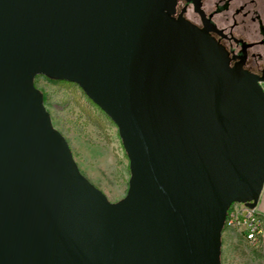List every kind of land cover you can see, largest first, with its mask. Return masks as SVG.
I'll return each mask as SVG.
<instances>
[{"label":"water","instance_id":"obj_1","mask_svg":"<svg viewBox=\"0 0 264 264\" xmlns=\"http://www.w3.org/2000/svg\"><path fill=\"white\" fill-rule=\"evenodd\" d=\"M177 3L0 0V264H222L230 207L264 188V75ZM37 75L118 126L123 199L82 173Z\"/></svg>","mask_w":264,"mask_h":264},{"label":"rangeland","instance_id":"obj_2","mask_svg":"<svg viewBox=\"0 0 264 264\" xmlns=\"http://www.w3.org/2000/svg\"><path fill=\"white\" fill-rule=\"evenodd\" d=\"M188 16H196L190 8ZM256 24L241 33L257 31ZM264 60V47H258ZM36 86L43 92L45 105L54 126L66 137L82 173L117 202L129 189L130 160L123 146L119 128L100 108L95 106L77 84L52 81L37 75ZM264 87V86H263ZM241 209V204H236ZM244 227L225 225L222 232V264H264V234L258 244L243 234Z\"/></svg>","mask_w":264,"mask_h":264},{"label":"flooded vegetation","instance_id":"obj_3","mask_svg":"<svg viewBox=\"0 0 264 264\" xmlns=\"http://www.w3.org/2000/svg\"><path fill=\"white\" fill-rule=\"evenodd\" d=\"M197 5L204 14L197 10ZM261 6L264 7V0H178L174 17L177 18L181 14L200 28L207 27L209 33L228 50L232 65L241 61L246 50L244 68L263 76V56L260 50H256L258 47H264V25L256 22ZM190 8L196 16L195 20L188 16ZM250 24L257 25L256 32L238 31L240 28L249 30ZM256 218L262 222L264 228V219L259 212Z\"/></svg>","mask_w":264,"mask_h":264},{"label":"built area","instance_id":"obj_4","mask_svg":"<svg viewBox=\"0 0 264 264\" xmlns=\"http://www.w3.org/2000/svg\"><path fill=\"white\" fill-rule=\"evenodd\" d=\"M236 204L238 203H234L230 207L226 221H231L233 226L243 225L246 238L252 240L254 244H258L264 234V228L260 221L252 217V209L256 208H250L243 203H239L243 208L238 209L235 207ZM262 248L264 249V245H262Z\"/></svg>","mask_w":264,"mask_h":264},{"label":"crops","instance_id":"obj_5","mask_svg":"<svg viewBox=\"0 0 264 264\" xmlns=\"http://www.w3.org/2000/svg\"><path fill=\"white\" fill-rule=\"evenodd\" d=\"M258 13H259L260 16L256 19V22L259 25H264V7L263 6H261V8L259 9ZM256 209L259 212V214L264 217V188H263V191H262V194L260 196V200L258 202V205H257Z\"/></svg>","mask_w":264,"mask_h":264},{"label":"trees","instance_id":"obj_6","mask_svg":"<svg viewBox=\"0 0 264 264\" xmlns=\"http://www.w3.org/2000/svg\"><path fill=\"white\" fill-rule=\"evenodd\" d=\"M50 80H52V81H58V82H63V83H67V84H74V83H72V82H69V81H66V80H56V79H51V78H49ZM90 101L95 105V106H97L98 108H100L96 103H94L91 99H90ZM44 102H45V98H44ZM101 109V108H100ZM102 110V109H101ZM128 156V155H127ZM262 216V215H261ZM263 217V216H262ZM263 219H264V217H263ZM243 234L245 235V232L243 231ZM246 236V235H245Z\"/></svg>","mask_w":264,"mask_h":264},{"label":"bare ground","instance_id":"obj_7","mask_svg":"<svg viewBox=\"0 0 264 264\" xmlns=\"http://www.w3.org/2000/svg\"><path fill=\"white\" fill-rule=\"evenodd\" d=\"M256 214H258L257 212H256V210H252V217H254L256 220H258L257 218H256ZM258 221H260V220H258ZM261 222V221H260ZM229 225V226H233V223L231 222V221H225V225ZM261 224H262V222H261ZM263 226V225H262Z\"/></svg>","mask_w":264,"mask_h":264}]
</instances>
